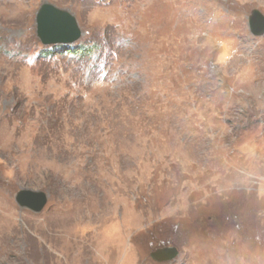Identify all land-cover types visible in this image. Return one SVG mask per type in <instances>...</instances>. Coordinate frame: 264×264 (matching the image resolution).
<instances>
[{
    "label": "rangeland",
    "instance_id": "obj_1",
    "mask_svg": "<svg viewBox=\"0 0 264 264\" xmlns=\"http://www.w3.org/2000/svg\"><path fill=\"white\" fill-rule=\"evenodd\" d=\"M44 3L73 12L81 39L44 45ZM254 9L0 0V264H264ZM22 189L46 193L41 212ZM165 245L176 258L155 260Z\"/></svg>",
    "mask_w": 264,
    "mask_h": 264
},
{
    "label": "water",
    "instance_id": "obj_2",
    "mask_svg": "<svg viewBox=\"0 0 264 264\" xmlns=\"http://www.w3.org/2000/svg\"><path fill=\"white\" fill-rule=\"evenodd\" d=\"M36 34L46 46L59 45L69 47L82 37V29L75 14L68 9L59 8L51 3H44L36 14ZM249 27L253 35H264V14L252 10L249 15ZM16 201L21 207L34 212H41L48 202L43 191L22 189L16 194ZM178 249L174 246L158 248L152 257L160 262L176 258Z\"/></svg>",
    "mask_w": 264,
    "mask_h": 264
},
{
    "label": "trees",
    "instance_id": "obj_3",
    "mask_svg": "<svg viewBox=\"0 0 264 264\" xmlns=\"http://www.w3.org/2000/svg\"><path fill=\"white\" fill-rule=\"evenodd\" d=\"M63 47H64V46H63ZM79 49H81V51H83V52L86 50L84 47H83V48L80 47V48H78L76 51H79Z\"/></svg>",
    "mask_w": 264,
    "mask_h": 264
},
{
    "label": "flooded vegetation",
    "instance_id": "obj_4",
    "mask_svg": "<svg viewBox=\"0 0 264 264\" xmlns=\"http://www.w3.org/2000/svg\"><path fill=\"white\" fill-rule=\"evenodd\" d=\"M169 246H171V245H165L164 247H169ZM161 248H163V247H161Z\"/></svg>",
    "mask_w": 264,
    "mask_h": 264
}]
</instances>
